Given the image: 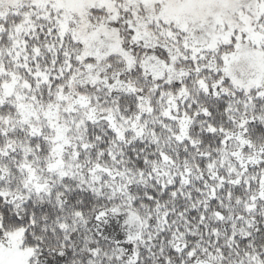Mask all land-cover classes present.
Masks as SVG:
<instances>
[{"label":"snow or ice","instance_id":"6c2138e0","mask_svg":"<svg viewBox=\"0 0 264 264\" xmlns=\"http://www.w3.org/2000/svg\"><path fill=\"white\" fill-rule=\"evenodd\" d=\"M0 264H264V0H0Z\"/></svg>","mask_w":264,"mask_h":264}]
</instances>
